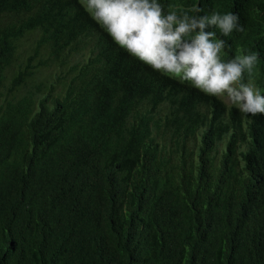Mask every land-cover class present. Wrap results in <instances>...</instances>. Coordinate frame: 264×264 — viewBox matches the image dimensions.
I'll use <instances>...</instances> for the list:
<instances>
[{"label":"trees","instance_id":"1","mask_svg":"<svg viewBox=\"0 0 264 264\" xmlns=\"http://www.w3.org/2000/svg\"><path fill=\"white\" fill-rule=\"evenodd\" d=\"M158 2L238 13L209 30L222 61L259 53L239 83L264 95V0ZM0 264H264V115L131 57L80 0H0Z\"/></svg>","mask_w":264,"mask_h":264},{"label":"clouds","instance_id":"2","mask_svg":"<svg viewBox=\"0 0 264 264\" xmlns=\"http://www.w3.org/2000/svg\"><path fill=\"white\" fill-rule=\"evenodd\" d=\"M80 1H87L84 7L131 57L161 74L190 82L205 94H227L245 115H264V95L251 84L239 83L245 70L251 71L259 61V53L222 61L227 42L209 30L219 28L224 36L243 33L238 13L178 17L175 12L166 13L158 0Z\"/></svg>","mask_w":264,"mask_h":264},{"label":"rangeland","instance_id":"3","mask_svg":"<svg viewBox=\"0 0 264 264\" xmlns=\"http://www.w3.org/2000/svg\"><path fill=\"white\" fill-rule=\"evenodd\" d=\"M84 6L87 8V1H83ZM91 11V10H89ZM20 49L18 50V55L20 54ZM51 70L46 71V74H48V72H52L53 74L56 72L55 68H50ZM42 75H45L44 71H42ZM219 98H221L228 106L234 105L233 102L230 100V98L227 96V94H222ZM239 106V105H237Z\"/></svg>","mask_w":264,"mask_h":264}]
</instances>
